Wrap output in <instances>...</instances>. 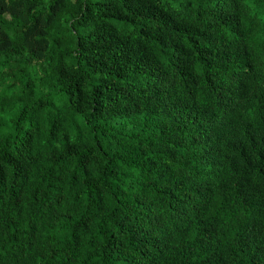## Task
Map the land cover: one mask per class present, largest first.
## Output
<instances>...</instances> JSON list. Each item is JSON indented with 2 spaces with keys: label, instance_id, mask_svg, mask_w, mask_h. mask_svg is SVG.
<instances>
[{
  "label": "trees",
  "instance_id": "16d2710c",
  "mask_svg": "<svg viewBox=\"0 0 264 264\" xmlns=\"http://www.w3.org/2000/svg\"><path fill=\"white\" fill-rule=\"evenodd\" d=\"M0 264H264V0H0Z\"/></svg>",
  "mask_w": 264,
  "mask_h": 264
}]
</instances>
